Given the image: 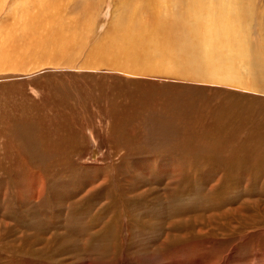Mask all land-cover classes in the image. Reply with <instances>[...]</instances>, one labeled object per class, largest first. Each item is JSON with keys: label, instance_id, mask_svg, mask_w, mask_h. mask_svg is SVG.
Returning <instances> with one entry per match:
<instances>
[{"label": "rangeland", "instance_id": "374dc122", "mask_svg": "<svg viewBox=\"0 0 264 264\" xmlns=\"http://www.w3.org/2000/svg\"><path fill=\"white\" fill-rule=\"evenodd\" d=\"M87 1H99L89 18L82 1L64 11L71 52L32 44L0 67V264H264V78L253 51L234 64L247 81L238 87L195 60L205 30L150 8L135 28L162 33L174 63L112 67L120 1ZM248 5L264 21V0ZM258 62L264 73V54Z\"/></svg>", "mask_w": 264, "mask_h": 264}, {"label": "crops", "instance_id": "0c3cea01", "mask_svg": "<svg viewBox=\"0 0 264 264\" xmlns=\"http://www.w3.org/2000/svg\"><path fill=\"white\" fill-rule=\"evenodd\" d=\"M78 1H82L80 5L82 13L86 14L88 12L86 17H88V14L96 12V4H99V1L97 3L95 2V5L88 3L87 0H77V2ZM119 1L118 8L112 20L116 24L120 23L119 26L121 29H124V32L119 28L121 32H123L120 37L121 41L118 43L115 39L112 44L115 49L112 48V50L109 49L107 51L105 60L109 63L111 62L110 64L112 67H125L128 69L131 68L132 70L140 67L139 69L149 70L152 68V65H155L154 67L156 69L167 71L174 63L173 59L175 60V58L167 55L168 53L161 42L163 38L161 35L162 33L156 36L148 35L146 34L147 30H145L147 29L146 25H138L139 28H135V23H139L141 19L139 14H141L142 10H150V8L151 11L153 8L157 11L161 9L168 10V16H165L162 22H164V20H169L171 14H175L176 16L173 15V21L177 22V24H182L187 28L192 27L196 32L199 30H203V32L206 31L207 36L204 35V37L206 36V44L202 50H195L199 53L193 54L195 60L199 59L201 62L199 60L197 61L205 64L220 61L219 55L221 51L209 52L210 48L207 47V43L209 40L215 41L213 45L218 46L226 40L220 33L221 25L219 24V20L222 16V11L218 10L216 15H212L207 11L199 14L198 11H193L188 8V5L185 3L187 0ZM70 2H76V0H0V14L6 11L4 20L0 22V67H13L10 61L11 57L16 55V53L25 52L24 47L26 48L32 44H36L35 47L42 48L39 52H50L55 54L71 52L73 43H70V39L71 36L72 38L76 37L74 33L75 28L72 25L67 28V23L69 21H67L64 12ZM243 6H247V4H243ZM244 16L245 19L241 25L248 22V27L251 29H253L252 25L255 22L260 24L264 23L263 17H253L249 19L248 12H245ZM78 18L77 16L75 20ZM260 24H258V33L264 35V33L261 32V30H264L259 29V27H263L259 26ZM252 33H250L249 39H252ZM148 43L150 45H155V47L152 46L153 49L147 48L144 55L141 56L140 54L142 51L139 47L145 46ZM251 43V41L248 43L246 50H236V53L243 52L242 54L248 53L249 55L251 53H249L248 49H250V52L253 51L256 56L254 58V67H257V64L260 65L258 58L264 54V46L255 47L254 49ZM129 45H132V47H129ZM187 48H185L186 52H194L195 48L191 49L188 45ZM182 50L183 49H178V53H181ZM202 54L203 56H201ZM188 62L194 61L189 58ZM261 77H264V73L261 74Z\"/></svg>", "mask_w": 264, "mask_h": 264}, {"label": "bare ground", "instance_id": "6f19581e", "mask_svg": "<svg viewBox=\"0 0 264 264\" xmlns=\"http://www.w3.org/2000/svg\"><path fill=\"white\" fill-rule=\"evenodd\" d=\"M185 3L188 5V8L190 10L198 11L199 14H201L204 11H207L212 15H216V12L218 10L223 12L219 20V24L221 25L220 33L222 37L226 40L223 41L218 46L213 45L215 41L209 40L207 43L208 44L207 47L210 48V51L208 50L209 52H215L217 50L221 51V54L219 55L220 61L213 62L214 64H216V70L215 69L214 70L218 78H222L226 81L236 83L238 87L246 84L245 82L247 81H245V79H243L236 72L237 67L234 64L236 63L241 64V63L247 62L248 60V53L246 54H242L243 52L236 53V50H246L248 46V38L250 35V32L248 31V28H249L248 22H245L244 25H241L243 24V21L245 19V16H244L245 12H248L249 19H252L253 17H255L253 16L254 15L253 11L255 10L253 11L250 10V5H248V10L245 8V6H243V4H248V0H187ZM249 29L251 30V28ZM259 29H264V28L259 27ZM154 66L155 65H152V68H150L149 70L150 71L155 70L159 72L165 71L162 69H156ZM255 68L256 69L254 70H258L263 73L262 71L263 68L261 67L259 69L258 67H255ZM144 70H148V69H144ZM263 78L264 77H262V79ZM258 79H257V82H259ZM263 82H264V79H263ZM260 83H261V80H260ZM243 87H245V85ZM41 194L42 192L40 191L38 197Z\"/></svg>", "mask_w": 264, "mask_h": 264}]
</instances>
